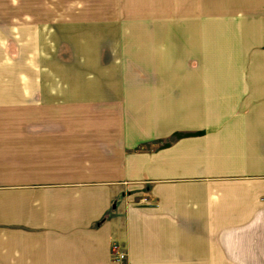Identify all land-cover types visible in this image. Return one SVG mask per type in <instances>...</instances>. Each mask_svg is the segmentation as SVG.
Instances as JSON below:
<instances>
[{"label": "crops", "instance_id": "1", "mask_svg": "<svg viewBox=\"0 0 264 264\" xmlns=\"http://www.w3.org/2000/svg\"><path fill=\"white\" fill-rule=\"evenodd\" d=\"M114 245L264 264V0H0V264Z\"/></svg>", "mask_w": 264, "mask_h": 264}, {"label": "built area", "instance_id": "2", "mask_svg": "<svg viewBox=\"0 0 264 264\" xmlns=\"http://www.w3.org/2000/svg\"><path fill=\"white\" fill-rule=\"evenodd\" d=\"M111 256L113 261L118 264H123L126 260V253L120 250L116 245L111 248Z\"/></svg>", "mask_w": 264, "mask_h": 264}, {"label": "rangeland", "instance_id": "3", "mask_svg": "<svg viewBox=\"0 0 264 264\" xmlns=\"http://www.w3.org/2000/svg\"><path fill=\"white\" fill-rule=\"evenodd\" d=\"M149 1H151V0H149ZM108 4H110L111 6L115 5V0H108ZM116 4L118 5V3H116Z\"/></svg>", "mask_w": 264, "mask_h": 264}]
</instances>
